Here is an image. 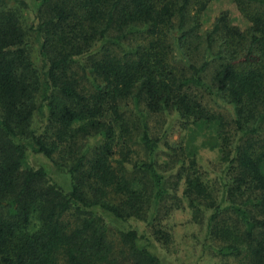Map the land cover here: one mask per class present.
Masks as SVG:
<instances>
[{"label":"trees","instance_id":"1","mask_svg":"<svg viewBox=\"0 0 264 264\" xmlns=\"http://www.w3.org/2000/svg\"><path fill=\"white\" fill-rule=\"evenodd\" d=\"M212 1L0 0V264H162L145 234L110 222L155 224L170 194L160 138L146 121L135 134L126 117L132 100L178 112L219 150L221 187L201 175L196 146L168 144L176 183L196 221L208 215L218 256L264 264V0H233L246 27L223 12L202 30ZM30 4L28 32L20 11ZM210 93L230 117L209 107ZM29 149L69 175L68 190L47 164L25 165Z\"/></svg>","mask_w":264,"mask_h":264},{"label":"rangeland","instance_id":"2","mask_svg":"<svg viewBox=\"0 0 264 264\" xmlns=\"http://www.w3.org/2000/svg\"><path fill=\"white\" fill-rule=\"evenodd\" d=\"M223 12H228L234 23L242 27L247 26V22L242 18L233 0H214L202 14V30L210 29ZM35 14L36 11L31 4L29 8L20 11L21 22L28 32L30 30L29 26L36 19ZM173 34V37H175L177 30ZM38 48L36 37H28L30 57L36 64H39ZM206 101H208L212 110L221 111L229 117L231 116L232 105L227 100L217 94L210 93L207 94ZM124 110L126 117L136 126L137 132L135 134L139 135L143 131V123L146 121L151 134L160 138V149L156 158L159 161L161 171L168 176L167 186L170 188V194L155 212L159 217L157 223L150 225L148 217L146 221L132 218L128 222L122 223L112 219L110 220L111 227L114 230L127 226L137 228L140 233L146 236V238L140 240V244L149 245L160 256L162 264H237L238 261L232 258L223 259L215 252L216 242H212L208 237V215H204L202 222L196 221L193 209L183 193L184 181L176 183L175 174L178 167L171 169L174 162L171 158L173 151L169 150L168 144H172L174 147L177 145L185 147L196 146L198 167L201 175L211 185L221 187L220 184L226 174V165L220 160L219 150L203 144L204 137L201 135H195V138L192 137L190 127L184 125L185 120L176 111L167 110L159 114H150L145 111L142 104L137 106L133 100L125 106ZM44 124L43 116L40 112H37L33 126L40 128ZM42 164H47L52 170L53 180H56L68 190L70 185L69 175L59 170L43 154L29 149L25 165L38 168ZM168 165L170 166L169 168ZM153 225L170 233L171 240L168 244L156 239L152 230Z\"/></svg>","mask_w":264,"mask_h":264}]
</instances>
